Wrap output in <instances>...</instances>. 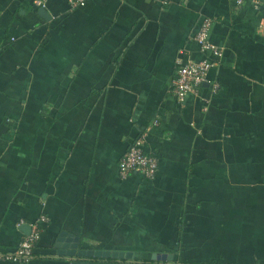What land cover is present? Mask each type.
<instances>
[{
  "label": "crops",
  "instance_id": "obj_1",
  "mask_svg": "<svg viewBox=\"0 0 264 264\" xmlns=\"http://www.w3.org/2000/svg\"><path fill=\"white\" fill-rule=\"evenodd\" d=\"M204 16L222 54L177 99ZM138 138L156 173L122 177ZM41 214L21 264H264V0H0V252Z\"/></svg>",
  "mask_w": 264,
  "mask_h": 264
},
{
  "label": "built area",
  "instance_id": "obj_2",
  "mask_svg": "<svg viewBox=\"0 0 264 264\" xmlns=\"http://www.w3.org/2000/svg\"><path fill=\"white\" fill-rule=\"evenodd\" d=\"M38 6L44 5L46 0H33ZM244 0H233L241 4ZM85 0H69L70 5H81ZM211 18L204 16L194 34V39L199 44L200 51L204 54L201 59L181 61L177 65L172 79L171 92L177 99H182L187 93H195L198 86L206 80L208 69L216 63L222 54V48L209 39ZM214 83L213 89L215 90ZM158 167L157 157L146 152L140 146V139H136L121 155L118 161V172L124 177L132 172H141L145 177H153ZM47 216L41 214L36 220L29 222V231L22 237L17 247L13 250L0 252V257L15 260L18 264L32 258L34 246L41 234V224Z\"/></svg>",
  "mask_w": 264,
  "mask_h": 264
},
{
  "label": "water",
  "instance_id": "obj_3",
  "mask_svg": "<svg viewBox=\"0 0 264 264\" xmlns=\"http://www.w3.org/2000/svg\"><path fill=\"white\" fill-rule=\"evenodd\" d=\"M39 11H43L44 12V8L41 6L39 8ZM55 245H66L65 244H57L55 243ZM69 245V244H68ZM61 253H65L69 256H99V257H107V256H112V257H116V258H121L123 256H128L130 255V252H125L123 250H107V249H85V248H78V242H77V238L74 237L73 238V242L70 243L68 249L66 250H58ZM73 264H90V262H85V261H78L75 260V262Z\"/></svg>",
  "mask_w": 264,
  "mask_h": 264
}]
</instances>
